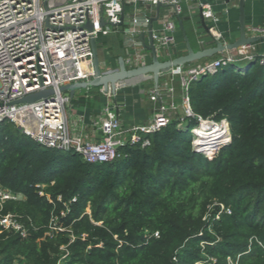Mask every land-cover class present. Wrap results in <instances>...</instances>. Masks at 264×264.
Returning <instances> with one entry per match:
<instances>
[{
    "label": "trees",
    "instance_id": "16d2710c",
    "mask_svg": "<svg viewBox=\"0 0 264 264\" xmlns=\"http://www.w3.org/2000/svg\"><path fill=\"white\" fill-rule=\"evenodd\" d=\"M256 56L189 88L196 115L229 122L231 141L211 156L193 148L198 120L180 126L178 114L150 144L128 143L114 161L95 163L3 122L0 184L23 198L1 213L17 214L30 234L0 232V264H58L62 246L69 253L60 264H264V63ZM54 216L64 230L49 235Z\"/></svg>",
    "mask_w": 264,
    "mask_h": 264
},
{
    "label": "built area",
    "instance_id": "2783aa9c",
    "mask_svg": "<svg viewBox=\"0 0 264 264\" xmlns=\"http://www.w3.org/2000/svg\"><path fill=\"white\" fill-rule=\"evenodd\" d=\"M158 2L173 6L178 16L182 14V0H0V126L10 121L40 146L75 151L87 162H112L118 157L120 146L128 143L150 144L149 135L166 126L172 116L178 114L180 126L185 125L189 117L199 122L192 129L195 151L207 156L218 152L221 146L231 141L229 122L196 115L191 107L189 88L192 82L204 75L215 74L221 67L241 59L250 63L257 59L256 55L239 57L241 51L239 55H224L198 64L192 62L174 66L168 73L169 80L151 90L153 117L142 124L125 126L111 100L104 107L100 119L104 134L102 140H89L82 132H74L69 126L67 106L71 96L61 92L60 87L92 78V40L127 23L126 30L134 35V42L138 46L130 60L136 66L146 64L139 35L146 31L150 17L138 13L147 4L157 6ZM126 7L132 13L129 22H126V18L122 19ZM207 15L215 22L218 20L211 10ZM102 18L105 26L100 25ZM89 22L94 25L92 29L87 27ZM157 22L159 27L154 28L157 49L173 48L177 41L176 22L168 16L159 17ZM255 30L264 35V27ZM261 56L264 63V54ZM86 61L91 64L89 70L79 65V62ZM175 81L179 83L182 93L181 113L178 112L175 98ZM48 88L53 89L54 94L46 99L16 103V100L28 94ZM110 96L114 94L109 92ZM204 123L207 125L203 126ZM197 129L204 132L197 133ZM214 132L220 133L210 144L211 148L206 149L207 142L212 140L209 138L213 137L207 134ZM22 198V194L0 184V232L16 233L22 238L29 236L28 226L17 214L1 213L7 202ZM224 211L230 213L231 209L222 206L219 213ZM49 227V235L64 230L56 216L51 219ZM74 238L72 235V240ZM61 249L66 253L58 264L69 253L67 246Z\"/></svg>",
    "mask_w": 264,
    "mask_h": 264
},
{
    "label": "crops",
    "instance_id": "0c3cea01",
    "mask_svg": "<svg viewBox=\"0 0 264 264\" xmlns=\"http://www.w3.org/2000/svg\"><path fill=\"white\" fill-rule=\"evenodd\" d=\"M149 5V6H147ZM145 8H141L140 13L146 14L149 17L156 16L157 6H150L147 4ZM246 31L247 35L251 37L258 36L256 28L264 27V0H246ZM182 14L178 16L173 6H164L160 9V17L168 16L172 18L177 24L176 35V48L163 49L161 52L160 60L173 59L179 55L186 53V43L184 34L180 27L182 21L187 31L189 38L194 40L191 43L195 50L214 45L213 37H217L224 43H230L240 37V11L239 0H182ZM204 11L206 16L207 25L210 26L209 33L201 20V12ZM211 12L218 18L215 22L213 18L207 15ZM131 10L129 7L125 8L126 22L131 18ZM127 23L122 24L116 30L110 33L101 34L98 38L99 56L102 62L108 61L111 68H118L119 58L123 56L129 68L136 67L131 59L132 54L138 49L137 44L134 42V35L127 32ZM159 23L156 21L154 28H158ZM147 32V29L146 31ZM139 40L140 36H139ZM146 38V44H148ZM141 49L144 53L145 63L151 62L150 52L144 48L141 41ZM262 55L264 54V39L260 40L254 45L243 47L239 50L225 51L219 53L214 57L224 55ZM239 55V54H238ZM211 58V57H209ZM207 58V59H209ZM196 63V61H195ZM79 65L84 70L91 68L90 62H79ZM169 80L168 74L161 76L159 84ZM176 87V103L178 105V112H182V93L177 81L174 82ZM156 87L153 78L146 79H129L123 85L119 86L117 93L113 97H109V92L106 93L101 87H90L76 90L74 96L70 92H65L71 96V101L67 106V113L69 117V126L74 132H82L85 137L92 141H99L104 138V134L100 127V119L104 107L111 100L116 105V110L125 126H133L145 123L153 117L154 103L150 99L151 90ZM84 98L85 102L78 103L72 99Z\"/></svg>",
    "mask_w": 264,
    "mask_h": 264
},
{
    "label": "water",
    "instance_id": "95a60500",
    "mask_svg": "<svg viewBox=\"0 0 264 264\" xmlns=\"http://www.w3.org/2000/svg\"><path fill=\"white\" fill-rule=\"evenodd\" d=\"M230 2V0H227ZM164 6H169V4H163L158 2L157 4V14L156 16L150 17L149 23L147 24V32L140 33V39L144 45V48L150 52L151 62L144 65L136 66L134 68H129L127 66L126 60L123 56L119 58L118 68H111L108 61L102 62L99 56V47L98 41L96 38L92 40V66H93V76L90 80H80L69 82L63 84L60 87L61 92H70L71 96H74L76 90L90 87H101L105 92H112L114 95L117 93L119 86L123 85L129 79H146L153 78L156 86L159 85V81L162 75L168 74L171 72V69L174 66L184 65L199 61L205 58L213 57L219 53H224L225 51L239 50L246 46H251L264 39V35H258L251 37L247 35L246 29V0H239V11H240V37L233 42L224 43L216 37H213L214 45L204 47L199 50H195L192 46L191 40L187 34V31L184 27L183 22H180L181 30L184 34V40L186 43V53L179 55L173 59L160 60L161 51H159L155 45L154 41V24L158 21L160 17V9ZM201 20L205 29L209 33L211 27L207 25L206 16L202 10ZM125 14L123 12L122 19L124 20ZM101 26H105L106 22L102 18L100 21ZM93 24L89 22L87 27L92 29ZM146 38H148V44H146ZM173 50L177 52L176 48L173 47ZM167 50L165 54L167 55ZM54 94L53 89H44L37 92L28 94L18 100L16 103H26V102H35L39 99H46L49 96Z\"/></svg>",
    "mask_w": 264,
    "mask_h": 264
},
{
    "label": "rangeland",
    "instance_id": "374dc122",
    "mask_svg": "<svg viewBox=\"0 0 264 264\" xmlns=\"http://www.w3.org/2000/svg\"><path fill=\"white\" fill-rule=\"evenodd\" d=\"M191 39V38H190ZM192 41L194 40L193 38L191 39ZM243 54V53H242ZM240 56H242V55H239V57ZM248 61L246 60V59H241V60H239V61H237L236 62V64L238 65V66H243V67H245V66H247L248 65ZM206 119H211V118H206ZM222 124V123H221ZM225 124H226V122H225ZM225 124L223 123L222 125L223 126H225ZM226 132H228V131H226ZM193 139H194V137H193ZM211 206V205H210ZM209 206V207H210ZM208 207V209H209V212H213V210H214V208H209ZM203 244L205 245L206 243L205 242H203ZM204 256H207V255H204ZM215 261V260H214ZM203 262H205V261H203ZM17 264H19V263H17ZM205 264H210V263H205Z\"/></svg>",
    "mask_w": 264,
    "mask_h": 264
},
{
    "label": "bare ground",
    "instance_id": "6f19581e",
    "mask_svg": "<svg viewBox=\"0 0 264 264\" xmlns=\"http://www.w3.org/2000/svg\"><path fill=\"white\" fill-rule=\"evenodd\" d=\"M207 125V123H204V125L203 126H206ZM205 128V127H204ZM218 131V130H217ZM204 132V130H201V129H197V133H203ZM219 133L220 132H217V133H213V134H207L208 136H213V137H211V138H209V139H212L211 140V142H207V144L206 145H208L207 147H206V149H210L211 147H210V144L213 142V141H215L214 139L219 135Z\"/></svg>",
    "mask_w": 264,
    "mask_h": 264
}]
</instances>
